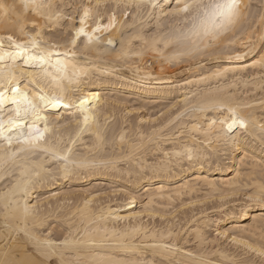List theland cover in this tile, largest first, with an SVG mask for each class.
<instances>
[{"label":"snow or ice","instance_id":"snow-or-ice-1","mask_svg":"<svg viewBox=\"0 0 264 264\" xmlns=\"http://www.w3.org/2000/svg\"><path fill=\"white\" fill-rule=\"evenodd\" d=\"M251 9L252 5L244 0H172L166 6L160 0H80L78 3L0 0V178L8 177L7 190L0 191L4 205L0 264H165L164 260H150L146 256L142 260L136 256L117 260L106 249L127 252L150 248L154 255L181 251L170 238L172 232L164 229L151 234L146 232L143 242L132 238V249L128 246V234L55 240L41 239L25 229L21 238L19 231L12 227L14 217L10 214L22 208L27 218L34 212L37 205L26 197L37 186L61 177L79 179L115 167L113 159L101 154L115 116L108 112L107 101L101 98L100 91H92L89 86L96 81L105 83L101 77L114 72L95 63L92 53L105 43L113 46L105 51H116L110 35L118 25L123 27L129 18L135 22L137 17L156 21V34L144 41L140 51L132 53L136 56H143L148 50H160L157 46L162 45L164 49L172 46L195 59L211 57L225 40L232 43V37L240 39L247 34L256 23V14ZM259 16L264 21V9L259 11ZM259 39L264 44V36ZM246 47L248 52L238 53L236 60L245 59L255 45L250 41ZM121 54H129L123 51L122 43ZM257 65L264 70V47L251 61V67ZM237 67L248 68L249 65ZM234 70L236 67L224 68L222 72ZM213 75L219 76L221 72ZM209 78L201 76L200 79ZM258 83L260 91L264 92V74ZM198 95L197 92L192 94L194 98ZM202 96V102L197 103L185 95L183 112L178 109L174 115L191 116L198 112L219 115L206 116L203 122L193 124L190 132H180V135H189L192 144H182L183 150L174 152L179 157L174 162L165 151L170 158L162 160L161 167L152 169L154 174L165 169L170 173L172 167L182 165L184 159L201 162L212 158L213 153L217 157L225 153L222 159L226 165L227 154L237 150L242 153L239 158L244 163L249 155L247 145L252 142L250 136L253 140L259 139L264 146V122L256 132L252 115L245 111L251 104L211 85L202 90ZM260 103L264 106V98ZM84 134H88L91 141L87 154L73 148L82 142ZM120 139L124 141L125 137L122 135ZM143 139L140 136V141ZM130 146L135 152L139 142L133 141ZM261 150L264 151V147ZM260 169L264 173V157ZM233 170L237 176L241 175L239 169ZM206 182L215 189L211 182ZM229 187L231 193L214 190L206 198L219 196L222 207L238 204V208L231 207L229 212L244 220L235 223L231 230L259 241L250 242L244 236L238 240L233 234L232 241L245 254L230 257L229 264H264V177L258 182L233 181ZM241 192L243 195L239 196ZM194 230L186 232L190 234ZM12 232H16V236ZM183 251L193 255L189 250ZM198 264L210 262L202 258Z\"/></svg>","mask_w":264,"mask_h":264},{"label":"bare ground","instance_id":"bare-ground-1","mask_svg":"<svg viewBox=\"0 0 264 264\" xmlns=\"http://www.w3.org/2000/svg\"><path fill=\"white\" fill-rule=\"evenodd\" d=\"M254 1L260 4L259 10H254L257 4ZM57 2L78 3L80 0ZM160 2L166 6L172 0ZM244 3L252 5L251 11L256 14V23L240 39L232 37V43L225 40L211 57L194 59L174 50L172 46L164 49L162 45L157 46L160 50H148L143 56H136L132 53L140 51L144 41L156 34V21L149 17H137L133 22L129 18L123 27L117 26L110 35L116 51H105L113 47L105 43L92 53L95 63L114 69V72L101 77L105 83L96 81L89 86L92 91H100L101 98L107 101L105 107L115 116L107 143L101 149L102 155L115 161V167L79 179L67 180L61 177L34 188L26 197L29 202L37 205L34 212L27 218L22 208L10 214L14 217L11 220L12 227L19 231L21 238L25 229L41 239L55 240L65 237L87 240L105 234H128V246L132 249V238L143 242L146 232L151 234L155 230L164 229L172 232L170 238L181 251L154 255L150 248L127 252L106 250L111 251L117 260L125 256H136L142 260L146 256L150 260H164L165 264L168 261H172V264H193L195 261L198 264L202 258L210 264H229L230 257L245 254L238 250L237 244L231 239L233 234L237 235L238 240L244 236L243 233L231 230L235 223L244 220L229 212V208H238L239 205L229 203L222 207L219 196L215 199L206 196L214 190L231 193L229 185L233 181L258 182L264 177L260 169L264 157L261 149L264 146L259 139L249 137L252 142L247 145L249 155L244 163L239 158L242 153L237 150L227 154L226 165H223L222 159L225 153L219 157L213 153L212 158L201 162L184 159L182 165L176 164L170 173L167 169L156 174L152 171L162 166V160H169L165 151L171 154L174 162L179 159L174 152L182 151L184 143L192 144L191 137L180 135V132H190L192 125L203 122L206 116L210 118L219 115L212 112L179 117L174 115L178 109L183 112L185 95L200 103L203 100L202 90H207L209 85L213 89L222 88L226 93L234 94L236 99L251 104L245 111L252 115L256 132L259 131V124L264 122V106L260 103L264 92L260 91L258 83L264 70L258 65L251 67V61L264 47L259 39L264 36V21L259 16V11L264 9V0H244ZM250 41L255 45L252 52L245 59L236 60L238 53L248 52L246 45ZM121 43L123 51L128 55L121 54ZM182 59L184 62L180 63L185 65L177 68V61ZM245 64L249 67H237ZM233 67L236 70L222 72L224 68ZM217 72H221V75H213ZM201 76L210 78L201 80ZM194 92L199 93L195 98L192 96ZM122 135L124 141L120 139ZM140 136L144 137L142 141ZM67 139L66 134L64 140ZM81 141L73 148L87 154L91 147L89 135L84 134ZM133 141L139 142L135 152L130 146ZM233 169H239L241 175L237 176ZM7 179L0 178V191L7 190ZM206 181L211 182L215 189ZM238 195L242 196L243 193ZM207 202L212 205L207 207ZM23 203L21 200V205ZM177 208L185 210H180L179 216H175ZM226 212L228 215L224 214ZM3 220L4 205L0 200V237L3 236ZM187 229L195 230L189 234ZM225 231L228 232L227 236L224 235ZM217 232L221 235L217 236ZM12 235L16 236V232H12ZM244 238L259 243L252 237ZM2 244L3 240L0 239V251ZM183 250H189L193 255H186Z\"/></svg>","mask_w":264,"mask_h":264},{"label":"rangeland","instance_id":"rangeland-1","mask_svg":"<svg viewBox=\"0 0 264 264\" xmlns=\"http://www.w3.org/2000/svg\"><path fill=\"white\" fill-rule=\"evenodd\" d=\"M255 2H256V1H254V3H255ZM254 3L252 2V5H254ZM256 3H257V2H256ZM257 6H258V7H257ZM254 7H255L254 10H255V9H258V10H259L260 4L257 3V4L254 5ZM258 10H257V11H258ZM255 12H256V11H255ZM181 58H182V57H181ZM180 61H181V62H184L183 59H182V60H178V61H177V62H178V66H177V68H178V67H183V66L185 65V63H184V64H183V63L181 64ZM170 65H172V64H170ZM170 65H169V67H171ZM172 68H173V67H172ZM172 68H171V69H172ZM118 202H119V201H118ZM207 205H208V206H207ZM211 205H212V203L210 204L209 202H207V204H206L207 207H209V206H211ZM180 210L182 211V210H185V209H184V208H183V209L177 208V210H175V211H177V212H175V216H179V214L181 213Z\"/></svg>","mask_w":264,"mask_h":264}]
</instances>
